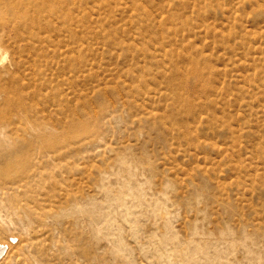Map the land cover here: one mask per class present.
I'll list each match as a JSON object with an SVG mask.
<instances>
[{
	"label": "rangeland",
	"instance_id": "obj_1",
	"mask_svg": "<svg viewBox=\"0 0 264 264\" xmlns=\"http://www.w3.org/2000/svg\"><path fill=\"white\" fill-rule=\"evenodd\" d=\"M4 1L0 264H264V0Z\"/></svg>",
	"mask_w": 264,
	"mask_h": 264
},
{
	"label": "bare ground",
	"instance_id": "obj_2",
	"mask_svg": "<svg viewBox=\"0 0 264 264\" xmlns=\"http://www.w3.org/2000/svg\"><path fill=\"white\" fill-rule=\"evenodd\" d=\"M7 5H8V3L7 2H5L4 0H0V8L2 9V7H4V8H7ZM15 8V7H14ZM18 70V68L17 67H15V69L12 71V74L13 75H15ZM0 78H1V76H0ZM0 88H1V86H0ZM1 134H3L2 132H1ZM12 166V164H9V165H6V167H5V169L4 168H2V169H0V173H2L1 171H3V174H5L6 173V170L8 171L9 170V168ZM1 246V245H0ZM4 247V246H3ZM1 249H2V247H0ZM0 249V250H1ZM3 251V250H2ZM1 254H2V252H0Z\"/></svg>",
	"mask_w": 264,
	"mask_h": 264
}]
</instances>
